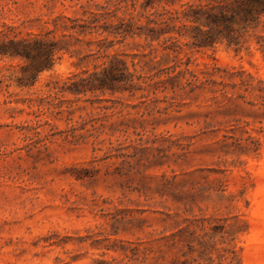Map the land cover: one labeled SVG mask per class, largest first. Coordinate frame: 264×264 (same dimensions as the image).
I'll return each instance as SVG.
<instances>
[{
  "label": "rangeland",
  "instance_id": "1",
  "mask_svg": "<svg viewBox=\"0 0 264 264\" xmlns=\"http://www.w3.org/2000/svg\"><path fill=\"white\" fill-rule=\"evenodd\" d=\"M186 1L0 0V44L52 39L75 58L73 80L115 56L138 77L131 92L76 94L0 54V264H161L183 252L264 264L232 195L248 181L239 160L264 152V54L254 43L197 51L180 28L145 39Z\"/></svg>",
  "mask_w": 264,
  "mask_h": 264
},
{
  "label": "trees",
  "instance_id": "2",
  "mask_svg": "<svg viewBox=\"0 0 264 264\" xmlns=\"http://www.w3.org/2000/svg\"><path fill=\"white\" fill-rule=\"evenodd\" d=\"M175 5L180 0H145V7L152 8L155 3ZM166 15L163 28H150V40H160L163 34L178 33L184 36L179 30L191 38L189 48L197 51L214 48L217 44L225 43L235 51L249 50L254 43L258 50L264 54V0H194L186 1L179 8L165 9ZM153 22L154 20H150ZM176 22H180L177 26ZM164 42L171 41L173 46H166L175 54H180L183 49L180 44L169 36L163 38ZM61 48L57 47V42L44 38L32 39H9L0 44V54L21 56L28 59L27 65L35 71V78L39 72L48 70L52 67V56L54 51L58 55ZM110 60L109 66H104L98 73H93L87 78L74 80L68 87L69 91L80 94L86 92L107 91L114 93L117 90L133 91L135 88L134 79L138 77L129 70L125 61L114 57ZM190 59L185 62V71L190 78L186 81V86L190 87V92L195 88V74L189 69ZM135 66V64H133ZM75 75L74 77H76ZM73 77V78H74ZM62 91V90H61ZM260 97H263L260 95ZM213 233H227L234 239L240 231H245L234 224H214L211 226ZM183 230H179L175 235H181ZM176 242V241H174ZM190 251L194 248L189 247ZM231 263L237 258L235 250H231ZM213 259L208 254L196 257H187L183 252L181 256L173 257L169 263L161 264H211Z\"/></svg>",
  "mask_w": 264,
  "mask_h": 264
},
{
  "label": "clouds",
  "instance_id": "3",
  "mask_svg": "<svg viewBox=\"0 0 264 264\" xmlns=\"http://www.w3.org/2000/svg\"><path fill=\"white\" fill-rule=\"evenodd\" d=\"M46 71L49 77L70 84L74 82L73 77L76 75L75 58L70 53L57 55L54 51L52 67ZM249 161L252 163L249 164ZM239 163L240 171L248 181L234 186L232 195L238 201L241 214L246 217L245 222L249 224V228L258 230V237L264 245V152L246 154Z\"/></svg>",
  "mask_w": 264,
  "mask_h": 264
}]
</instances>
